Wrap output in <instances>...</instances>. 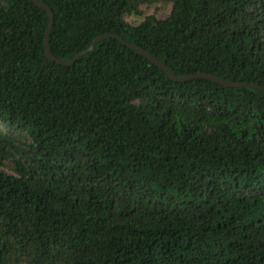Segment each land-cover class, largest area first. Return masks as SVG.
I'll use <instances>...</instances> for the list:
<instances>
[{
    "label": "trees",
    "instance_id": "16d2710c",
    "mask_svg": "<svg viewBox=\"0 0 264 264\" xmlns=\"http://www.w3.org/2000/svg\"><path fill=\"white\" fill-rule=\"evenodd\" d=\"M37 1L59 60L114 34L264 87V0ZM48 21L0 0V264H264V91L114 39L63 67Z\"/></svg>",
    "mask_w": 264,
    "mask_h": 264
},
{
    "label": "water",
    "instance_id": "95a60500",
    "mask_svg": "<svg viewBox=\"0 0 264 264\" xmlns=\"http://www.w3.org/2000/svg\"><path fill=\"white\" fill-rule=\"evenodd\" d=\"M32 3L36 6H38L39 8L45 10L48 15H49V21H48V27H47V31L45 34V55L46 57L55 62L56 64L63 66V67H71L73 66L77 60L82 57L83 55L91 52L94 49L95 44H97L98 42L105 40V39H114L117 42H119L120 45H122L125 48H128L130 50L136 51L138 53H140L147 61H149L150 63H152L153 65L159 67L160 69H162L167 75L168 77L174 81V82H186L189 80H193L196 78H204V79H208L210 81H212L215 84L221 85L223 87H227V88H242V87H251L254 89H258V90H262L264 91V87H260V86H256V85H249V84H237V83H226L223 81H220L216 78H214L213 76L207 75V74H194V75H190L187 77H175L170 71L169 69L163 65L162 63H160L158 60H156L155 58H153L151 55H149L146 51H144L143 49L128 44L126 43L123 39H121L120 37H118L117 35L114 34H110V35H104V36H100L98 38H96L87 49H85L84 51L80 52L79 54H77L71 61L69 62H65L62 60H59L57 58H55L54 56L51 55V53L49 52V48H48V36L52 27V23H53V13L51 12V10L43 5H41L37 0H31Z\"/></svg>",
    "mask_w": 264,
    "mask_h": 264
},
{
    "label": "rangeland",
    "instance_id": "374dc122",
    "mask_svg": "<svg viewBox=\"0 0 264 264\" xmlns=\"http://www.w3.org/2000/svg\"><path fill=\"white\" fill-rule=\"evenodd\" d=\"M143 12L146 15H154L156 18L158 19H164L168 16L169 12H170V7H163V6H159L158 8L154 9V8H145L143 9ZM140 19H128V22L130 23H136L139 22Z\"/></svg>",
    "mask_w": 264,
    "mask_h": 264
}]
</instances>
